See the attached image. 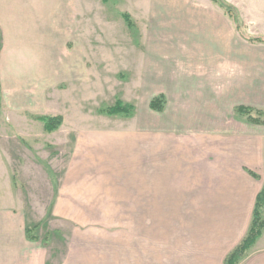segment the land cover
<instances>
[{"label":"rangeland","instance_id":"1","mask_svg":"<svg viewBox=\"0 0 264 264\" xmlns=\"http://www.w3.org/2000/svg\"><path fill=\"white\" fill-rule=\"evenodd\" d=\"M225 1L242 30L211 0H76L65 18L55 0L60 14L36 20L38 62L26 69L42 73V111L17 131L0 99V264L194 254L213 179L264 165V126L237 110L264 112V44L242 36L264 37V0ZM118 100L131 117L101 112ZM41 116L64 122L47 133Z\"/></svg>","mask_w":264,"mask_h":264},{"label":"crops","instance_id":"2","mask_svg":"<svg viewBox=\"0 0 264 264\" xmlns=\"http://www.w3.org/2000/svg\"><path fill=\"white\" fill-rule=\"evenodd\" d=\"M70 5L75 12L76 0H63L62 18L66 17ZM55 12L59 13L58 10L55 11V0H0V99L5 94L3 107L11 122L8 125L17 131H22V126L27 125L23 123V119L26 121L29 115L37 116L38 109L42 111L39 101L42 99L43 87L38 88V81L42 82V73L39 79L38 73L26 68H32L38 62L37 37L42 36V33H35L36 20L45 16L53 20ZM59 16L57 19L61 18ZM49 29H53L52 24ZM31 35L36 36L35 41L30 42ZM30 43L31 46L36 45L33 51L28 46ZM0 145L3 148L4 141H0ZM6 160L3 175L7 174ZM261 160L264 163V159ZM254 172L260 176L258 180L248 172L223 180L213 179L211 207L203 209V217L206 219L201 222L202 235L192 238L194 254L187 256L184 248L178 246L174 261L164 264L225 263L227 256L245 239L252 222L257 196L264 187V165ZM203 193L204 191L201 192L202 195ZM1 204L0 199V206ZM182 243L184 242H180ZM179 253L185 255L188 262H184V256ZM241 264H264V232Z\"/></svg>","mask_w":264,"mask_h":264},{"label":"trees","instance_id":"3","mask_svg":"<svg viewBox=\"0 0 264 264\" xmlns=\"http://www.w3.org/2000/svg\"><path fill=\"white\" fill-rule=\"evenodd\" d=\"M215 5L219 6L227 16L232 18L236 25L238 30H242L244 28V23L238 15V13L235 11L234 7L228 4L225 0H211ZM123 19L126 22L127 26L130 29L135 28V24L132 21V18L129 14H124ZM242 36L247 38L250 42L258 43V44H264V37H249L245 34V32H242ZM150 107L153 111L160 112L165 107V101L164 96H159L156 99L152 101L150 104ZM238 113L242 116L247 117V120L251 122L254 125L264 126V112L263 111H256L252 107H246V106H239L237 108ZM135 111L134 106H130L127 104H124L122 101L118 100L113 106H109L106 108H103L101 110L102 113L108 115V116H123V117H131ZM43 125L44 129L47 133H53L57 130H59L64 122L63 117L57 116V117H41L39 118ZM247 172L255 179H259V175L255 173L252 170H247ZM32 229L26 230V236L31 242L38 241L36 236H31ZM264 232V187L262 188L261 192L258 194L256 199V204L253 212L252 222L250 225V228L248 230V233L245 237V239L242 241V243L233 250L226 258L224 264H241L245 257L247 256V253L249 250L255 245V243L259 240V238L262 236Z\"/></svg>","mask_w":264,"mask_h":264}]
</instances>
